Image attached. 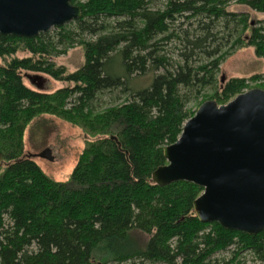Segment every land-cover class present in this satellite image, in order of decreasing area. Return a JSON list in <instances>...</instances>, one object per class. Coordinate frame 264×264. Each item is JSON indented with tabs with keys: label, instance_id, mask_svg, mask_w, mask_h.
Listing matches in <instances>:
<instances>
[{
	"label": "trees",
	"instance_id": "trees-1",
	"mask_svg": "<svg viewBox=\"0 0 264 264\" xmlns=\"http://www.w3.org/2000/svg\"><path fill=\"white\" fill-rule=\"evenodd\" d=\"M156 1L162 6L151 7ZM228 1L71 0L81 10L75 21L31 38L0 34V264H264V229L250 235L202 223L192 205L201 187L151 181L166 164L163 148L203 101L225 104L249 82L264 90V72L217 79L230 53L214 32L219 20L239 30L231 49L250 46L264 60V21L254 26L225 11ZM236 2L264 13V0ZM75 45L83 63L66 72L53 57ZM147 73L149 86L133 88ZM40 74L66 85L47 93L22 80ZM115 91L125 99L98 109ZM43 113L85 132L65 181L24 153V131Z\"/></svg>",
	"mask_w": 264,
	"mask_h": 264
},
{
	"label": "water",
	"instance_id": "water-1",
	"mask_svg": "<svg viewBox=\"0 0 264 264\" xmlns=\"http://www.w3.org/2000/svg\"><path fill=\"white\" fill-rule=\"evenodd\" d=\"M80 16L71 0H0V34L31 38ZM28 155L53 160L48 148ZM163 156L166 164L151 181L201 187L192 203L200 222L250 235L264 229V90L243 91L221 105L203 101Z\"/></svg>",
	"mask_w": 264,
	"mask_h": 264
},
{
	"label": "rangeland",
	"instance_id": "rangeland-1",
	"mask_svg": "<svg viewBox=\"0 0 264 264\" xmlns=\"http://www.w3.org/2000/svg\"><path fill=\"white\" fill-rule=\"evenodd\" d=\"M162 3L161 1L153 2L151 7H161ZM225 11L234 13L236 16L241 14L247 15L248 21L253 22L254 26L257 25L255 24L256 21H264V13L253 11L247 6L236 2V0L228 1L225 5ZM177 22L178 24H182L183 29L190 23L184 18H179L176 21V25ZM214 32H216L218 38L223 37L221 39L223 42L222 52L230 50L229 55L224 56L219 65L217 79L220 80L221 77H223L224 79L221 83L231 77L248 78L253 74L264 72V60L254 55L252 47L239 45L234 46L232 49L230 48L231 42L235 39V36L239 34V30H237V28L234 29V22L225 25V19L219 20L214 28ZM175 45V42H170L165 47L173 60L176 59ZM25 55V52L17 53L18 57ZM53 61L56 66H63L66 72H73L83 63V49L80 45H75L64 54L53 57ZM115 62L118 63L117 60ZM22 80L29 88L47 93L53 92L66 85L64 82L53 80L49 76L43 74H40L37 78H33L34 82L30 81L25 75H22ZM151 80L152 76L148 73L141 77L138 76L132 80L133 88H145L149 86ZM253 88H260V85L256 82H249L247 84V89L244 91ZM116 96H119V98L115 99ZM125 97L126 95H120L119 91L110 94L105 93L101 98L102 101L100 104L98 103L99 106L97 108L101 109L110 104H119ZM188 106L191 109L195 108L194 103H190ZM38 118H44L45 121L36 124L31 128L32 130L29 125L24 131V153L35 155L46 148L50 149L53 160L37 156H33L32 158L48 177L56 181H65L68 179L85 145V132L81 127L73 125L55 115L43 113L38 115L37 119ZM38 127L40 128L37 129ZM217 255L220 257H228L229 251H224L216 254V256ZM247 259L249 260V256H247Z\"/></svg>",
	"mask_w": 264,
	"mask_h": 264
}]
</instances>
